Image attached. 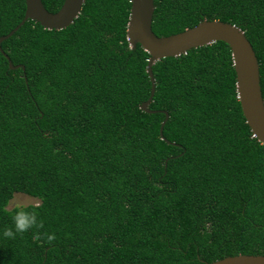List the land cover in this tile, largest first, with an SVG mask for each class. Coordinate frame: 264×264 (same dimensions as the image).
<instances>
[{
	"label": "trees",
	"instance_id": "trees-1",
	"mask_svg": "<svg viewBox=\"0 0 264 264\" xmlns=\"http://www.w3.org/2000/svg\"><path fill=\"white\" fill-rule=\"evenodd\" d=\"M64 1L42 3L55 13ZM154 5L159 37L204 20L239 27L255 51L264 100V0ZM130 8V0H85L67 28L29 20L1 43L0 264L264 256V145L237 98L230 48L216 42L157 61L153 113L144 112L150 55L127 41ZM25 10V0H0V38ZM13 194L38 201L25 210L42 227L8 238Z\"/></svg>",
	"mask_w": 264,
	"mask_h": 264
},
{
	"label": "water",
	"instance_id": "water-1",
	"mask_svg": "<svg viewBox=\"0 0 264 264\" xmlns=\"http://www.w3.org/2000/svg\"><path fill=\"white\" fill-rule=\"evenodd\" d=\"M85 0H65L55 13L47 11L42 0H25L24 19L8 35L0 38V45L10 38L27 21L39 23L47 30H63L71 25L80 15ZM130 18L127 28V41L131 48L139 44L150 55L146 71L151 81V95L142 103L140 109L148 110L155 93L153 65L165 58L179 57L191 49L201 48L216 42H224L231 50L236 73L237 98L240 102L246 123L254 137L264 145V100L260 85L259 63L255 51L243 31L230 23L219 20H204L181 33L159 37L152 31L154 0H130ZM0 51H2L0 46ZM5 55V54H4ZM6 56V55H5ZM8 59V57L6 56ZM9 68L19 69L9 60ZM24 70V68L22 67ZM161 124L160 135L168 120ZM210 264H264L261 255H236L225 257Z\"/></svg>",
	"mask_w": 264,
	"mask_h": 264
},
{
	"label": "clouds",
	"instance_id": "clouds-1",
	"mask_svg": "<svg viewBox=\"0 0 264 264\" xmlns=\"http://www.w3.org/2000/svg\"><path fill=\"white\" fill-rule=\"evenodd\" d=\"M16 200V196L13 194L11 201ZM15 208L17 209L14 214L12 215V227L8 228L5 227L3 229L2 235L4 237L12 238L15 234L24 233L33 228H40L42 227V222H40L37 218V215L34 211H27L25 210L26 205L23 203H15ZM34 239H39L38 233H33ZM54 239L52 234L47 235V240L51 241Z\"/></svg>",
	"mask_w": 264,
	"mask_h": 264
},
{
	"label": "rangeland",
	"instance_id": "rangeland-1",
	"mask_svg": "<svg viewBox=\"0 0 264 264\" xmlns=\"http://www.w3.org/2000/svg\"><path fill=\"white\" fill-rule=\"evenodd\" d=\"M16 196V200L12 201L11 203H9L8 209H12L15 207V203L19 202V203H23L26 206L30 205V204H37L38 201L35 199H32L24 194H15Z\"/></svg>",
	"mask_w": 264,
	"mask_h": 264
}]
</instances>
